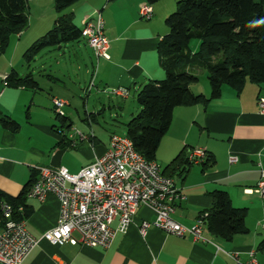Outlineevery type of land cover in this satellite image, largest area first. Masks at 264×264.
<instances>
[{
  "label": "crops",
  "instance_id": "crops-1",
  "mask_svg": "<svg viewBox=\"0 0 264 264\" xmlns=\"http://www.w3.org/2000/svg\"><path fill=\"white\" fill-rule=\"evenodd\" d=\"M144 5L150 4L147 0H79L62 10L79 28L95 10L104 21V33L110 42L108 58H97L83 38L58 45V49H63L71 42V49L79 52L81 61H85L82 49L89 53L91 68L84 71L85 87L90 81L94 85L100 81V90L109 85L127 89V85H133L139 91L150 80L163 78L156 47L167 32L166 25L152 19L156 11L154 4L150 5L151 18L141 17L139 10ZM30 7L35 18L15 34L8 55L0 57V116L18 123L15 131L0 124V190L11 196L17 195L32 171L39 168L64 167L69 173H77L108 148L110 136L114 134L110 133L103 140L91 128L97 113L89 112L81 118L87 131L76 125L88 139L74 144L61 141L57 132L59 126L54 123L52 98L66 102L63 107L66 125H75L70 114L77 111L69 110L66 106L71 105L70 100L59 96L51 85L49 89L40 86L29 69L36 54L27 59L24 56L30 45L52 28L58 13L54 10V0H30ZM63 62L57 56L49 60L50 64L44 61L40 64L39 76L54 86L61 84ZM75 63L77 70L81 69L80 62ZM24 66L28 71L20 74L18 69ZM11 71L19 76L28 75L34 82L27 86L6 84L4 78ZM77 81L81 84L80 75ZM189 87L194 94L208 96L210 93L208 82L199 86V78ZM64 88L76 94L72 87L64 84ZM259 97L264 98V83L247 81L239 91L224 85L217 98L176 107L154 160L163 169L180 153L187 158L189 149H204L213 160L209 166L204 167L203 161L191 164L181 174L171 167L166 169L184 195L183 200L176 202L171 217L184 226H192L200 213L211 207V192L222 189L234 207L244 209V232L224 240L204 226L205 242L194 241L190 235L178 237L158 228H150L142 236L139 224L142 220H152L154 212L147 205H139L127 229L116 230L107 248L79 242L56 246L41 239L22 264H247L251 260L253 264H264V247H261L264 229L260 226L264 221V196L252 191L260 177L258 161L264 148V114L258 108ZM83 106H87L86 102ZM90 131L92 137H88ZM230 157H235L236 161L230 163ZM26 205L25 227L33 236L39 237L56 225L59 202L53 194L48 193L43 201L27 199ZM110 226L115 229L117 219ZM73 236L79 238L76 232ZM230 255H236L237 259Z\"/></svg>",
  "mask_w": 264,
  "mask_h": 264
},
{
  "label": "trees",
  "instance_id": "trees-1",
  "mask_svg": "<svg viewBox=\"0 0 264 264\" xmlns=\"http://www.w3.org/2000/svg\"><path fill=\"white\" fill-rule=\"evenodd\" d=\"M77 1L54 0L58 15L53 26L30 45L24 55L26 59L44 47L82 38L81 28L73 23L69 14L62 13ZM155 1L147 0L150 5ZM26 7L27 0H0V53L6 49L12 34L26 28ZM165 24L167 32L156 47L164 76L140 87L136 98L139 111L126 123L125 136L149 161L155 160L176 107L217 98L224 85L239 91L247 81L264 83V0H178L175 10L166 16ZM193 41H197L194 46ZM200 70L206 72L210 86L208 96L194 94L189 87L198 81L196 72ZM4 81L15 86L34 82L30 76H19L15 71L8 73ZM55 117L60 120V127L71 128L70 124L66 125L65 114ZM0 124L11 131L18 129L16 121L4 116H0ZM60 136L62 142L71 144L65 136ZM203 162L207 167L213 160L206 155ZM190 165L180 153L163 167L162 172L167 174L166 169L171 167L181 174ZM37 175L38 171H32L15 196L0 190V205L7 203L15 208L21 205L27 216L25 194ZM211 199V207L202 211L198 218L212 234L231 240L235 234L245 231L244 209L234 207L224 190H213ZM261 247H264V240Z\"/></svg>",
  "mask_w": 264,
  "mask_h": 264
},
{
  "label": "built area",
  "instance_id": "built-area-1",
  "mask_svg": "<svg viewBox=\"0 0 264 264\" xmlns=\"http://www.w3.org/2000/svg\"><path fill=\"white\" fill-rule=\"evenodd\" d=\"M140 16L149 19L152 14L150 5L139 10ZM81 37L92 49L97 58H108L109 39L104 33V21L99 11L83 23ZM94 87L90 81L87 90ZM128 89L116 87L111 93L126 98ZM258 108L264 114V98L259 97ZM55 115L63 116L66 102L52 98ZM73 144L88 139L78 129H57ZM90 131L88 137H92ZM202 148L189 149L187 161L199 164L206 158ZM264 148L259 155L260 177L252 190L264 196ZM230 157L229 162H235ZM48 193L53 194L59 202V215L56 225L43 232L39 237L33 236L25 227L26 216L23 206L16 208L1 203L0 210V263L22 264L29 252L41 239L52 245L61 246L66 242L99 246L107 248L116 232L125 231L132 222L139 205H147L154 212L152 220H142L139 231L145 236L150 228H158L178 237L190 235L194 241H207L203 235V221L198 218L192 226H184L176 222L171 213L177 201L184 199L174 179L162 172L155 161L146 160L133 146L126 136L112 134L108 148L77 173H69L64 167L56 169L39 168L38 175L28 187L25 198L43 201ZM117 219V227L110 223ZM264 229V221L260 223ZM77 233L76 239L73 233ZM237 259L236 255H230ZM254 261L247 264H253Z\"/></svg>",
  "mask_w": 264,
  "mask_h": 264
},
{
  "label": "rangeland",
  "instance_id": "rangeland-1",
  "mask_svg": "<svg viewBox=\"0 0 264 264\" xmlns=\"http://www.w3.org/2000/svg\"><path fill=\"white\" fill-rule=\"evenodd\" d=\"M177 1L178 0L155 1L153 4L156 11L154 12L152 19L157 22L159 21V24L160 22H163V25H166L163 15L165 12H167L166 13L167 15L172 13L175 10ZM54 10H55V5H54ZM96 11L97 10H95L94 13ZM26 15H27V26H28L30 19L35 18V12L32 10V7H30V0H27ZM166 30H167V26H166ZM14 40H15V34H12L9 37V42L6 47L7 50H4L2 53H0V57H3L4 55H8L10 51L9 49H11ZM70 43L64 45L63 49H58V46L56 48L53 46H48L39 50L35 55L36 57L34 62L31 63V66L29 68L30 71H32L34 77L36 78V80L39 81V84L42 88L49 89V85H51L53 91H56L59 96L68 98V100H70L71 105L66 107H70L68 108L69 110L73 109L77 111V112L72 111L70 114L71 120L73 121V123H75V125H73L71 128L77 129L78 127H76V125L80 126L81 128H84L81 118L85 116V114L87 115L89 112H93V113H97V115L95 116L96 122L93 124L91 123V128H93L95 132L98 133L103 138V140H106L107 136L110 133L125 136L126 123L128 122L131 116L137 114V112L139 111V106L136 101L138 88L134 87L133 85H127L129 86L128 88L129 92L126 98H121L113 95L111 93V90L116 87H112L111 85L106 86L102 90H100L98 86L101 83L100 81L95 83L96 85H94V87L87 90L88 85L86 87L84 86V77H85L84 71L86 70V68L88 70L91 68L89 53L85 49H82L83 57L85 61H81V59H79L80 57L79 52L78 53L74 52V50L71 49L72 46L69 45ZM196 43L197 41H193L192 46H194ZM19 53H21L20 49H19ZM19 53H17V55H19ZM56 56L60 57L62 61L65 62V64H63L64 62L61 64V67L63 68V72H64V74L61 76V84L57 83L54 86V83L52 82L49 83L45 81V79H43L41 76H39L41 73L39 67L40 64H42L44 61L45 64H50L49 60L51 58L54 59ZM76 60L80 62L79 64L81 69L79 70H77L76 68L77 65L75 63ZM84 64H86L87 66L85 67ZM65 69L68 70V73L65 72ZM18 70L20 74H25L28 71L25 68V66L24 68ZM79 75H80L81 84H78L77 81ZM198 78H199V86L202 85L205 81L208 82L206 78V72L204 70H200V72H198ZM64 84L66 85L67 88L72 87L73 91H75L76 94L72 95L71 93H68V90L64 88ZM84 102H86L87 105L86 107L83 106ZM68 109L66 110L67 114L69 111ZM54 123L57 126H59V128H62L64 130L68 129L66 127H62V126L60 127V120L57 118H54ZM83 130L87 131V127L84 128Z\"/></svg>",
  "mask_w": 264,
  "mask_h": 264
}]
</instances>
